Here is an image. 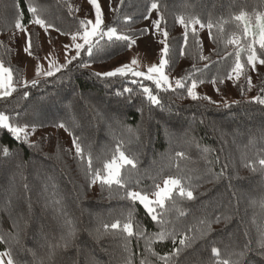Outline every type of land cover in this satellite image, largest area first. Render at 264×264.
Instances as JSON below:
<instances>
[{"label":"trees","instance_id":"obj_1","mask_svg":"<svg viewBox=\"0 0 264 264\" xmlns=\"http://www.w3.org/2000/svg\"><path fill=\"white\" fill-rule=\"evenodd\" d=\"M152 3L160 7L151 10ZM154 11L158 19L163 17L162 41L163 32L169 33L165 73L173 79L171 89L157 88L152 81L131 74L111 81L95 76L135 46L115 38L109 41L106 36L91 56L85 46L71 64L30 87L32 83L24 84L25 68L13 42L16 24L30 27L31 54L40 59L35 18L45 22L49 37L55 40L58 35H81V22L90 20V12L82 0H0V64L10 70L14 87L11 94L0 97V113L9 117L13 127L26 125L42 131L24 143L0 128V253H11L13 264H48L54 246L52 264H222L223 260L232 264L245 246L251 249L245 264H264L260 247L264 172L258 163L264 158V104L256 99L264 98V64L260 63L252 82L247 63L253 38L258 58L264 59V49L259 48L264 0H112V17L103 30L115 27L117 35L144 39L148 34L144 25ZM242 13L245 19L236 20ZM181 19L188 24L186 44ZM194 19L204 24L201 28L209 35L208 52L199 31L192 35ZM237 55L244 69L231 89L235 96L229 97L227 83ZM82 62L89 66L81 67ZM177 79L185 88H176ZM193 81L209 89L214 86L222 99L197 94L199 99L193 101L187 95ZM145 87L161 99V105L150 103ZM123 88L133 91L124 93ZM61 123L64 128L58 126ZM73 139L80 140L84 161L77 156ZM118 146L138 161L135 169L130 165L121 169L127 190L152 196L155 184L184 176L185 184L191 177L196 199L174 193L165 209L158 210L167 221L161 225L138 202L126 199L124 188L102 185L99 180L91 184L84 173L89 152L93 168L103 171ZM176 152L185 155L176 158ZM129 213L132 237L112 230L118 234L96 241L95 230L101 223L118 219L123 226ZM216 217L220 222L212 223L211 230L201 222ZM73 229V246L60 247L62 237ZM165 230L178 234L161 239L159 234ZM184 236L191 240L187 246L179 243ZM177 248L181 249L178 256L174 255ZM213 249L221 255L216 257Z\"/></svg>","mask_w":264,"mask_h":264},{"label":"snow or ice","instance_id":"obj_2","mask_svg":"<svg viewBox=\"0 0 264 264\" xmlns=\"http://www.w3.org/2000/svg\"><path fill=\"white\" fill-rule=\"evenodd\" d=\"M91 6L94 8L95 12V23H92L91 20L89 21H82L83 24V36L81 37L84 41V44L77 43L75 44V50H76V56L72 57L71 59H68L67 63L71 64L74 59H77L82 51H85V45H87L86 53L88 56H91L93 54V49L96 47V44L99 40H103L105 36L109 41H111L113 38L117 40L126 41L129 43V45H134L136 43L135 40H131L129 36L126 35H117V29L115 27L109 28L107 31L103 30V20H102V7L101 4L98 2V0H90ZM160 7L157 3H152L150 5L151 10H157ZM31 11L33 13H36L37 9L32 8ZM157 19L154 23L155 30L159 32L161 30V20ZM245 14L238 15L236 17V20H244ZM37 25H41L42 27L45 26V22L41 20L39 17L35 18L33 21ZM180 24L184 25L186 31L184 33V42L187 43L188 39V24L185 23L184 19L180 20ZM193 28H192V35L195 37V25L199 24L200 27H204V24H202L199 20H193L192 21ZM53 25L48 24L47 27H52ZM17 28H22L21 23L16 24ZM208 27L211 28L212 25L208 24ZM245 31H247L250 35L251 30L248 28L247 25H245ZM169 33L168 31L163 32V36L165 37V40L162 41L164 44L161 58L159 60V63L157 65H154L153 67H150L148 69L147 74L141 71H136L131 67L129 64L121 62L123 66L116 67V69L113 70H105L103 74L100 72L95 73L94 75L97 76L99 79L105 80V81H111V78L115 77H126L129 74H131L132 77H138L147 79L148 81H152L157 88H161L164 86H167L165 90L171 89L172 84L169 81L168 75L165 73V69L169 65V46L167 43V37ZM98 38L96 40V43H94V39ZM77 39V35L72 36V40L75 41ZM237 41L233 40L232 43H236ZM255 45V38H253L252 45L248 47V55H247V63L250 64L253 68H255L256 63L258 61V56L256 49L254 47ZM259 48L264 49V16L261 17V24L259 29ZM21 49H24V46L21 45ZM29 55H31V42L28 41V48L26 49ZM181 55H183V52H181ZM201 59H205V57H201ZM132 64H136V61L133 60L131 62ZM259 63L264 64V59H259ZM81 67H88L89 63L82 62ZM244 65L240 63L239 55H237L235 67L232 69V72L235 73L237 76L243 71ZM60 68H56L55 72H59ZM55 72L48 71L46 75L48 77H52L55 75ZM8 74V79L2 80L0 79V88L4 87L5 84L11 85V72L9 69H5L3 67H0V76L3 74ZM232 77L229 76V79ZM137 81L135 79L132 80V83L135 84ZM38 81H33L32 85L30 87H37ZM175 86L176 88L183 89L185 88V83L182 82L180 79L175 80ZM25 87H29L28 85H25ZM197 84L195 81L191 83L190 88L187 89V95L191 97L193 101H196L199 99L196 92ZM175 89H173L174 91ZM124 93H132L131 88H123L122 90ZM143 93L147 95L148 100L152 105H161V99H159L156 95L153 94V92L145 87L143 89ZM9 91L7 88H5L4 95H9ZM117 96H120L122 93L117 92L115 93ZM128 99H132V96H127ZM257 102L259 104H264V98L257 97ZM96 115L99 118V113H96ZM9 117L7 115H4L3 113H0V128L7 130L11 135H13L14 139L16 141H23L24 143L28 142V136H29V129L28 126H20V127H13L9 123ZM60 128H64V124L61 123L58 125ZM128 131H132L129 129ZM73 144L75 145V150L77 156L80 157L82 161L85 160V153L84 149L81 148V142L79 139H73ZM32 146V145H30ZM34 147V146H32ZM8 148L6 147L4 149V155H8ZM183 152H176L175 157L176 158H183L184 157ZM137 160L136 159H130L128 155L125 154L124 151L120 150V147H116L113 158L106 164L103 165V171L95 170L93 168V156L91 152H89L87 158H86V164L84 167V173L85 177L87 179H90L91 184H95L98 180L102 185H108L109 187L113 184L118 185L120 188L125 189V198L132 202H138L140 206L145 210L146 214L151 218L153 222H156L158 224L164 225L167 223L163 216L158 213L159 209H165L166 201L173 200V194L178 193L179 197L186 198L187 200L194 201L196 199V196L194 195V185L191 183V177H188L189 183L185 184L183 183L184 176L179 177H172L165 179L163 181V187H161L159 184H155V190L152 192V195L155 197V199H150L148 194H145L141 191H130L127 190V186L124 181L121 179V169L125 165H130L133 169L137 167ZM259 165H261V171L264 172V158H260L258 160ZM245 166H248L247 164ZM179 168V165H177ZM255 171V169H253ZM180 215L183 216L185 213L183 211L180 212ZM225 220L230 219L229 217H225ZM203 224L207 226L209 230H211V224L212 223H219L220 217H216L214 220L209 221L207 218L203 219L201 221ZM112 230H121V232H126L128 237L133 236V223L131 218V213L128 214V220L126 223L121 226V223L117 219L116 222L111 223H101L98 228H96V233L98 234L94 238L97 242L100 241V239L103 238L104 235H112L115 236L118 233L114 232ZM178 233L176 231L168 232L167 230L162 231L159 236L161 239L164 238L165 235L174 237ZM76 237L75 230H71L66 236L62 237L63 243L60 245L62 248H68L73 246V240ZM194 239V238H192ZM186 241L191 242L190 238L188 236H184L183 239L179 241L180 245L187 246ZM17 243H19V240H17ZM260 247L264 248V240L261 241ZM55 248L53 247V251L48 254V264H52L53 257L55 255ZM251 249L245 246V250L239 252L237 255V259L232 261V264H245V258L247 256V252ZM181 249L177 248L175 249L174 255L178 256L180 254ZM214 255L216 257H219L221 255L220 251L213 249ZM7 255H11V253H8ZM0 264H4L2 256H0ZM8 264H13L12 260H8ZM75 264V262H74ZM222 264H230L229 260H223Z\"/></svg>","mask_w":264,"mask_h":264},{"label":"rangeland","instance_id":"obj_3","mask_svg":"<svg viewBox=\"0 0 264 264\" xmlns=\"http://www.w3.org/2000/svg\"><path fill=\"white\" fill-rule=\"evenodd\" d=\"M98 2L102 7V20L103 24H105L106 22H109L112 17V0H98ZM82 6L89 10L90 20L92 21V23H95V12L94 8L90 4V0H82ZM157 19V13L155 11L152 12L144 25L148 31L147 37L144 39L136 40L135 46L126 54L124 58L113 61L108 67L100 69L99 72L103 74L105 70L114 71L116 67L123 66L121 62H124L133 67L134 70L141 71L147 74L150 67L157 65L161 58V53L164 46V44L162 43V35L157 32L154 27V23ZM35 25L39 30V36L41 40L40 59H36L32 54L29 55L26 51V49L28 48L30 27L18 28L16 35L13 37L17 58L25 68L24 84H31L34 80L38 81L42 78L47 77L46 73L48 71L55 72L56 68H60V70L65 68L68 64V59L76 56L75 44H84V41L81 38L83 36V33L81 35H78L75 41L72 40V37H64L61 35H58L55 40H52L51 37H49L48 30L45 27L37 24ZM195 29L199 31L204 50L208 52L211 49L209 35L201 27H197ZM21 45L24 46L23 50L21 49ZM133 60L136 61V64L131 63ZM0 67L8 69L1 64ZM258 68H260V63L258 61L255 68L251 66L252 82H255L256 80V71ZM231 77L232 78L229 79L227 83L230 92L239 76H237L235 73H232ZM0 79L6 81L8 79V74H3L2 76H0ZM172 80L173 79L169 77V81L171 82L173 87L174 85L172 83ZM5 88L8 89L10 94L13 91L14 87L12 84V74L11 85L9 86L5 84L4 87L0 88V97L5 96ZM196 92L197 94H204L216 100L220 98L214 86H212L211 89L204 86H197ZM234 96L235 95L231 92L229 97ZM41 132L42 131L29 130V138H31V140H34L39 137ZM62 135H64L65 137L67 136L64 131H62ZM160 186L163 187V183L160 184ZM149 197L150 199H155L153 195ZM7 254L8 253L5 252L0 253V256H2L3 258L4 264H8V260L11 259Z\"/></svg>","mask_w":264,"mask_h":264}]
</instances>
